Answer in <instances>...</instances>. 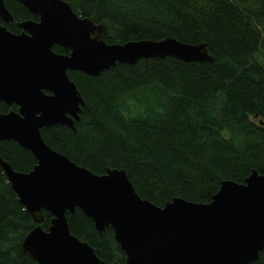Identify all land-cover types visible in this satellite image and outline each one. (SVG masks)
<instances>
[{
	"label": "trees",
	"instance_id": "1",
	"mask_svg": "<svg viewBox=\"0 0 264 264\" xmlns=\"http://www.w3.org/2000/svg\"><path fill=\"white\" fill-rule=\"evenodd\" d=\"M64 1L103 25L108 44L170 37L206 44L213 62L141 59L97 77L68 71L85 106L75 132L66 126L41 130L47 146L96 175L125 171L139 197L160 208L176 198L207 204L222 181L243 183L253 170L261 172L264 0ZM5 5L15 21L31 18L18 2ZM8 112L0 102V114ZM0 156L17 172L36 164L14 141L0 142ZM42 215L39 226L46 231L52 216ZM66 217L70 233L100 260L127 264L111 228L99 233L79 209ZM37 225L0 168V264H37L22 249ZM250 264H264V250Z\"/></svg>",
	"mask_w": 264,
	"mask_h": 264
},
{
	"label": "water",
	"instance_id": "2",
	"mask_svg": "<svg viewBox=\"0 0 264 264\" xmlns=\"http://www.w3.org/2000/svg\"><path fill=\"white\" fill-rule=\"evenodd\" d=\"M14 1L39 18L19 23L18 35L0 25V101L18 107L0 114V142L14 141L36 160L22 173L0 156L11 189L38 224L24 238L23 251L37 264H109L70 233L66 214L79 209L99 233L113 230L127 264L256 262L264 250V168L243 183L222 181L207 204L176 198L160 208L139 197L125 171L96 175L52 150L41 134L58 126L75 132L85 102L68 71L97 77L116 64L168 57L211 63L206 44L170 37L108 44L105 27L64 0ZM0 18L13 21L4 0ZM54 45L69 55L54 53ZM43 211L52 216L46 231L39 226Z\"/></svg>",
	"mask_w": 264,
	"mask_h": 264
},
{
	"label": "flooded vegetation",
	"instance_id": "3",
	"mask_svg": "<svg viewBox=\"0 0 264 264\" xmlns=\"http://www.w3.org/2000/svg\"><path fill=\"white\" fill-rule=\"evenodd\" d=\"M4 4H5V0H4ZM6 6V5H5ZM7 8V7H6ZM8 10V9H7ZM28 11V10H27ZM8 12H9V10H8ZM9 14L12 16V14L9 12ZM30 14V13H29ZM30 16H31V18H28V19H24V20H21V21H15V19L13 18V16H12V18H13V21H4V20H2L1 18H0V25L2 26V27H5L6 29H7V31H9L10 33H12V34H20L21 32H22V30L20 29V27L18 26V24L19 23H22V22H24V21H29V20H32V21H35V22H38L39 21V18L37 17V16H33V15H31L30 14ZM9 25H16V27L19 29V31L18 32H12L10 29H9ZM55 47H59V48H61L62 49V52H56L55 51ZM52 50H53V52L54 53H56V54H61V55H69V53H70V51H65L62 47H60V46H58V45H54L53 47H52ZM47 94H49V93H47ZM1 102V101H0ZM1 103H3V104H5L4 102H1ZM5 105H7V104H5ZM8 107H9V112L10 111H14V112H16L17 110H18V107L15 105V104H13V105H11V106H9V105H7ZM13 107H15L16 109L15 110H13Z\"/></svg>",
	"mask_w": 264,
	"mask_h": 264
}]
</instances>
